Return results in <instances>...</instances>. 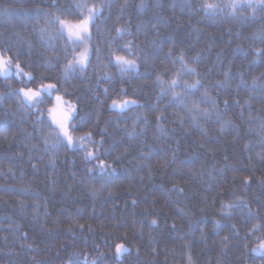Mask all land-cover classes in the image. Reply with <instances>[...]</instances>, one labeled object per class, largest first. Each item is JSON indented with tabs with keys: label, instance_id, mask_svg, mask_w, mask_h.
I'll list each match as a JSON object with an SVG mask.
<instances>
[{
	"label": "trees",
	"instance_id": "16d2710c",
	"mask_svg": "<svg viewBox=\"0 0 264 264\" xmlns=\"http://www.w3.org/2000/svg\"><path fill=\"white\" fill-rule=\"evenodd\" d=\"M79 2L0 0V49L35 78L0 77V264H68L74 254L89 264H264L252 251L264 231H250L264 225V9L211 16L204 0H83L102 14L87 67L66 78L80 48L49 22L78 21ZM116 55L138 70L121 72ZM181 55L198 73L183 78L202 85L184 104L161 92ZM41 83L58 91L19 104L13 90ZM56 96L75 106L73 145L52 146ZM113 100L136 103L121 111ZM192 101L210 115L190 112ZM237 200L246 207L224 208ZM117 243L130 252L117 257Z\"/></svg>",
	"mask_w": 264,
	"mask_h": 264
},
{
	"label": "snow or ice",
	"instance_id": "6c2138e0",
	"mask_svg": "<svg viewBox=\"0 0 264 264\" xmlns=\"http://www.w3.org/2000/svg\"><path fill=\"white\" fill-rule=\"evenodd\" d=\"M144 7V4H141V8ZM202 9L211 16L227 13L232 16L238 15V10L242 9H251L252 14L255 15L258 8L264 9V0H221L220 3H209L208 0H204L201 4ZM75 8L79 12V20L76 23H72L66 19H61L59 16L55 17L54 20L50 21L49 23L57 25L56 32L60 35L65 36L68 40H71L73 45L81 46L83 45V50L79 53V56H74L73 60L68 61L65 65L64 72L65 77L67 78V74L70 70H73L76 65H79L81 69L87 66L89 62L88 57V48L87 44L88 41L91 40V25L95 22L97 17L101 15V10L98 9L95 5L89 6L87 3H84L83 0L75 5ZM246 18V16H245ZM126 32V29L120 28L117 29V35H122ZM256 35L260 36L262 40H264V31L256 33ZM41 36H47L48 39H53L52 35L48 33L45 29H41ZM31 47V46H29ZM124 48L129 52V55L134 56L132 53V44L131 42L124 45ZM11 49H0V77L7 79L10 76L16 77H27L29 81L34 80L31 72H26L24 67L21 66L19 62V56L13 57L9 54ZM257 55L264 54V49H257ZM181 63V70L172 73L173 78L170 79L166 83L167 88L161 87V92L164 93L167 91L171 97L178 101L180 104H184L185 97L190 95L194 90H198L201 85L200 80H195L194 82L189 83L188 80H185L183 77L185 75L196 76L198 73L196 69L193 67H189L187 62L184 60L183 55L178 57ZM114 62L116 66L119 68L121 72H129L133 70H138V65L136 63L135 58H128L127 56H120L116 55L114 57ZM158 80H162L161 76H157ZM256 81H253L255 84ZM179 89V91H177ZM53 91H58L56 84H39L36 89L28 87V88H20L18 90H13L16 97H18V102L21 105L28 106V107H37L38 105L45 102L47 96H50ZM107 91V89H105ZM4 99V94L0 93V100ZM211 98L209 97L208 93L205 92L202 97L201 102L209 101ZM55 100L57 105L63 102L64 106L66 107V111L63 112L59 118H57L54 113L56 111V106L54 105L53 108L48 109V115L51 117V125L52 132L54 133V140L52 143L53 147H56L57 144L60 143H67L68 145L74 144V139L71 134V127H73V114L75 113L76 109L74 106L70 105L69 101H63L61 96H56ZM197 101H192L191 107L189 108L190 112H198L200 115L208 116L210 113L206 109H201L200 103ZM136 101L134 100H123L117 101L113 100L111 107L118 108L119 110L123 111L129 105L135 104ZM227 104V101H225ZM213 107L215 106V101H212ZM187 107V105H184ZM89 139H91V132L86 134ZM81 141L84 140V137L79 138ZM47 143V141H45ZM87 157L98 159V156L95 152L89 151L87 152ZM101 171H105L107 169V165L105 161H101L99 164ZM115 169H111V173H114ZM245 182L250 181L251 177L244 178ZM234 207H246L245 204L237 200L233 203H228L224 205V208L231 209ZM249 211H251L249 209ZM155 223V221H153ZM219 225V221L216 222ZM82 228L83 225H80ZM252 233L257 231H264V225L262 224H254L252 229L250 230ZM227 241V237L224 238ZM129 249L124 243H117L114 245V252L117 257L121 256L123 253L128 252ZM253 252H256L260 255H264V240L258 244L257 248L252 249ZM191 260V257H189ZM68 264H89L87 258H81L79 254H74L72 258L68 261ZM91 264H96V261H91Z\"/></svg>",
	"mask_w": 264,
	"mask_h": 264
},
{
	"label": "rangeland",
	"instance_id": "374dc122",
	"mask_svg": "<svg viewBox=\"0 0 264 264\" xmlns=\"http://www.w3.org/2000/svg\"><path fill=\"white\" fill-rule=\"evenodd\" d=\"M256 2H258V0H256ZM98 9H100L99 7H97ZM70 21V20H68ZM72 23H76L77 21H70ZM92 26V25H91ZM90 31H91V28H90ZM71 41V40H70ZM83 45L79 46L80 50L79 52L77 53V57L79 56V53L83 50ZM87 48H88V57L90 58V54H91V47H90V43L88 41V44H87ZM89 63V62H88ZM88 65V64H87ZM87 67V66H86ZM84 67V68H86ZM75 68H81L79 65H76ZM64 101V100H63ZM71 106H74L73 104H70ZM75 107V106H74ZM67 109H65V107H63L61 104L57 105L56 106V111L54 113L55 116H58V115H61L63 112H65ZM51 118V117H50Z\"/></svg>",
	"mask_w": 264,
	"mask_h": 264
},
{
	"label": "water",
	"instance_id": "95a60500",
	"mask_svg": "<svg viewBox=\"0 0 264 264\" xmlns=\"http://www.w3.org/2000/svg\"><path fill=\"white\" fill-rule=\"evenodd\" d=\"M128 249H129V251L128 252H125V253H123L122 255H125V254H128L129 252H130V248L129 247H127ZM121 255V256H122Z\"/></svg>",
	"mask_w": 264,
	"mask_h": 264
}]
</instances>
